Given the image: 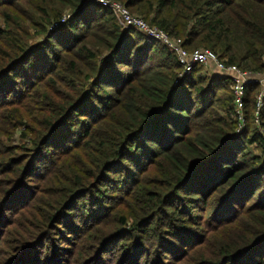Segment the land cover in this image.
<instances>
[{"label": "trees", "instance_id": "1", "mask_svg": "<svg viewBox=\"0 0 264 264\" xmlns=\"http://www.w3.org/2000/svg\"><path fill=\"white\" fill-rule=\"evenodd\" d=\"M108 1L189 51L264 71V0ZM21 3L37 17L30 43ZM205 70L175 84L174 54L97 0H0V94L14 95L0 137L24 130L18 146L0 142V239L13 238L0 264H57L52 232L69 247L61 264H171L166 245L172 264H264V99L255 117L248 88L236 132L230 82ZM157 175L161 193L147 185ZM31 180L41 189L28 195ZM113 185L133 206L106 228ZM237 219L227 242L212 240Z\"/></svg>", "mask_w": 264, "mask_h": 264}, {"label": "built area", "instance_id": "2", "mask_svg": "<svg viewBox=\"0 0 264 264\" xmlns=\"http://www.w3.org/2000/svg\"><path fill=\"white\" fill-rule=\"evenodd\" d=\"M97 2L113 13L123 28H132L141 32L148 38L160 42L174 54L180 68L178 77L174 82L175 84L181 78L190 75L195 67H202L204 69L213 67L221 77L227 78L232 91L234 116L238 124L236 132L242 129L244 123V102L247 90L254 85L258 87L255 98V117L257 116L264 99V71L261 73L243 71L235 65H229L220 61L210 50L196 49L189 51L183 47V42L180 39L170 38L158 28L149 26L141 18L132 16L123 5L108 0H97ZM69 17V14L63 16L61 23L66 22ZM56 25L54 24V26ZM261 56L264 58V51Z\"/></svg>", "mask_w": 264, "mask_h": 264}, {"label": "rangeland", "instance_id": "3", "mask_svg": "<svg viewBox=\"0 0 264 264\" xmlns=\"http://www.w3.org/2000/svg\"><path fill=\"white\" fill-rule=\"evenodd\" d=\"M116 3H118V2H116ZM22 4L23 3H21L20 5H18L19 7H18V10L15 12V15L23 21V23H24L23 26H28V28H29L28 29V36L31 37V40H29L28 43H30L33 40L37 39V32H38V29L39 28H35L34 27V24H32L34 22H37V17L35 15L34 9L32 7L29 8V7L25 6V5H24L25 7H23ZM66 14H68V13H63L62 14V17L65 16ZM21 35L24 36L23 33H21ZM200 50H202V49H200ZM206 74H210V72L207 71ZM13 96L14 95L11 96L10 92H6V100L3 101V97L0 94V98L2 99L3 102H5V104L0 107V111L3 109V107L7 104L8 101L13 100L12 99ZM29 108L30 107H28V110H30ZM29 120H31V119H29ZM23 131H20L19 133H17V132L12 133V135H11L10 138L5 137V136H1L0 137V142H2L3 144H5L6 146H9V147L18 146L19 143H21L20 140H19V137L21 135V132H23ZM261 135L264 137V131L261 132ZM252 150H254V149L252 148L251 151ZM254 152L257 153L256 150H254ZM151 170H154V168H152ZM159 177H160V175H157V176H148V178H147V180H148L147 185L148 186L151 185V188H152L153 185L159 186L158 187L159 188V191H157V192L161 193L160 190H162L161 189L162 188L161 187L162 186L161 184L163 183V181H160ZM25 185H27L29 187V189L27 191V194L28 195L31 192L34 193L36 190H37L36 192H40L39 191V189H41V187H39L40 184L37 181H35V180L27 181L25 183ZM113 187H114V185H113ZM114 188L115 189H112L111 188L110 190H108V192L104 191V193H103V197L105 198V200L107 202L106 203V206H110L109 209L112 211V217H108V219L105 221L107 223V227L106 228H109V227L112 228V224L114 222L113 213L115 211H118L120 214H126V212H128L127 210L128 209L131 210V208L133 206V204L131 203V201H129L128 203L124 202L126 200V198L119 199V197L122 196V194H123V190L119 189V187L117 185ZM118 190H120L121 192H119ZM259 193H261V192L259 191ZM37 196H38L37 193H35V197H37ZM112 196H115V197H112ZM257 198H258V196H257V193H256L255 196H254V198H253L252 203H248L247 206H246V208H251V207L255 206ZM101 200H102V198L100 199V201ZM262 202L264 204V201H262ZM36 204H37L36 201H32V203L28 207V209H30V207L36 206ZM134 205H136V203H134ZM189 205L191 206V204H189ZM193 206L195 208L191 209L192 210V213L191 214L195 218L201 219L204 212L199 208V206L196 207L197 204H194ZM210 206H211V200H210ZM14 211L15 210H13V212ZM10 215H12V213ZM10 215L8 213L6 216L9 217ZM10 218L17 225L18 229L21 228L19 217L16 214L13 217H10ZM238 219L237 220H233L232 222L227 223V224H225L223 226H220L219 228H216V230L212 233V234H215V236L213 235L211 237L212 240L215 241V242H227L228 241L227 238L232 237L235 234V232L237 231V229H239L238 228V223L241 220L238 221ZM189 226L191 228H193V226H191V225H189ZM8 232L9 233H11V232H14L15 233L16 232V228L10 227L8 229ZM108 232H109V229H108ZM52 233H54V234L51 235L48 239L50 240L51 244H54L55 243V245H57V247L59 248V250H58L57 247L54 245L55 248H56V253H54L52 256H53V258H55L57 260V264H61V262H63L65 260L64 253L62 251L66 250V249H69V247H68V245H66L65 242H63L62 240H59L60 237L57 236L55 232H52ZM152 235H153V233H152ZM51 237L52 238L53 237L55 238V240H53L54 242L51 241V239H50ZM12 242H13V238L12 237L10 238L9 236H4L3 238L0 239V263L2 261L1 260L2 258L1 257H2L3 254L9 255L11 253L9 248H10ZM48 247H49V245H48ZM169 248H170V246H167L166 245V249H165L166 253H161V254L166 255L165 257L168 258L169 263L172 264L174 262V260H170L171 257H172V255H171V252H170ZM196 253H201L200 249L198 251H196ZM174 259L176 260L177 257H174ZM164 263H166V261Z\"/></svg>", "mask_w": 264, "mask_h": 264}]
</instances>
